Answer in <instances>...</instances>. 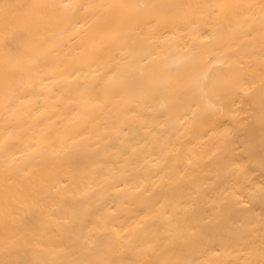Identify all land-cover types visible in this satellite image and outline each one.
Returning <instances> with one entry per match:
<instances>
[{
  "label": "bare ground",
  "instance_id": "6f19581e",
  "mask_svg": "<svg viewBox=\"0 0 264 264\" xmlns=\"http://www.w3.org/2000/svg\"><path fill=\"white\" fill-rule=\"evenodd\" d=\"M0 264H264V0H0Z\"/></svg>",
  "mask_w": 264,
  "mask_h": 264
}]
</instances>
